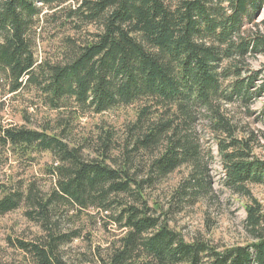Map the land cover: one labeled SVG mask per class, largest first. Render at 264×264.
<instances>
[{"label":"trees","instance_id":"16d2710c","mask_svg":"<svg viewBox=\"0 0 264 264\" xmlns=\"http://www.w3.org/2000/svg\"><path fill=\"white\" fill-rule=\"evenodd\" d=\"M263 9L264 0H0V74L11 94L32 88L56 112L71 105L102 115L140 104L122 137L102 129L91 147L68 141L69 119L63 128L0 126L6 156L53 160L49 192L32 182L27 195L21 186L2 190L0 217L26 203L43 230L34 242L18 241L19 250L34 264H66L62 247L82 230L64 231L62 222L87 214L121 232L98 264H264V208L251 191L264 187V130L244 122L264 97V67L251 65L264 55ZM52 25L74 35L57 43V58L39 60ZM255 120L264 125V111ZM206 132L223 187L247 201L242 245L188 241L170 226L173 199L196 204L212 193ZM184 166L190 175L165 211L153 192Z\"/></svg>","mask_w":264,"mask_h":264},{"label":"rangeland","instance_id":"374dc122","mask_svg":"<svg viewBox=\"0 0 264 264\" xmlns=\"http://www.w3.org/2000/svg\"><path fill=\"white\" fill-rule=\"evenodd\" d=\"M264 21V9L261 11L258 21ZM59 26H49L43 33V41L38 43L36 57L39 60L45 58H57V43L61 39L74 35V32L65 33ZM264 31V27H263ZM40 32V30H39ZM52 39V40H51ZM60 45V44H59ZM251 65L259 70L264 67V55L252 60ZM11 85L0 74V126H25L29 129L39 130L40 125L52 123L54 127L61 128L70 124L68 141L75 145L90 146L97 141L98 134L103 129L115 131L117 138L122 137L125 129L136 119L140 104L128 107H119L105 114L97 115L92 111L87 113L75 112L76 108L68 106L59 112L51 111L39 99L38 91L27 88L16 94L10 93ZM257 114L254 118L244 119L256 130H264L262 122L255 120L264 111V97L253 106ZM76 117V118H75ZM75 118V119H74ZM206 124H199L197 130L204 133ZM62 130V129H61ZM209 134L202 136L203 146L206 144L212 148L213 158L210 160L208 170L212 183V193L203 194L196 204L172 201L173 193L182 186L183 180L190 175L187 166L177 170L172 175L162 179L156 185L154 197L165 211L170 207L172 211L170 226L181 233L188 241L197 237L204 238L219 246L242 245L246 241L244 221L246 219V200L236 196L223 187L225 178L222 162L218 150L213 142H209ZM264 143V142H263ZM113 151V150H112ZM86 155L90 151L86 150ZM115 154V153H114ZM53 164L48 154L37 155L34 162L17 160L12 156H6L0 149V199L2 190L8 188L19 189L27 195L29 183H34L37 189L49 192L54 187V179L46 175V169ZM251 191L254 197L264 208V187L253 186ZM179 201V200H178ZM26 203L13 212L0 217V264H34L31 258L19 250L18 241L34 242L43 234V230L35 221H31ZM80 217V216H79ZM75 222V224H72ZM81 227L82 236L62 247V253L66 264H98L99 254H105L107 249L116 241L121 232L113 225H107L98 216L88 217L87 214L80 218H67L62 222L64 231L70 232L75 227Z\"/></svg>","mask_w":264,"mask_h":264}]
</instances>
